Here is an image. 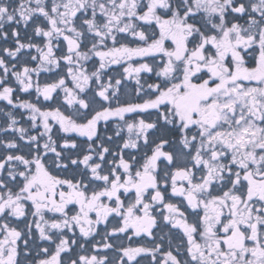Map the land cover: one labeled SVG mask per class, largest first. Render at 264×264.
Segmentation results:
<instances>
[{
    "label": "snow or ice",
    "instance_id": "6c2138e0",
    "mask_svg": "<svg viewBox=\"0 0 264 264\" xmlns=\"http://www.w3.org/2000/svg\"><path fill=\"white\" fill-rule=\"evenodd\" d=\"M0 264H264V0H0Z\"/></svg>",
    "mask_w": 264,
    "mask_h": 264
},
{
    "label": "flooded vegetation",
    "instance_id": "af4514ba",
    "mask_svg": "<svg viewBox=\"0 0 264 264\" xmlns=\"http://www.w3.org/2000/svg\"><path fill=\"white\" fill-rule=\"evenodd\" d=\"M4 104V102L3 101H0V106H2Z\"/></svg>",
    "mask_w": 264,
    "mask_h": 264
}]
</instances>
